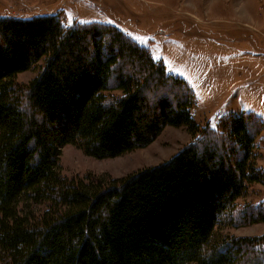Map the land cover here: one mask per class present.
Here are the masks:
<instances>
[{"label":"trees","instance_id":"obj_1","mask_svg":"<svg viewBox=\"0 0 264 264\" xmlns=\"http://www.w3.org/2000/svg\"><path fill=\"white\" fill-rule=\"evenodd\" d=\"M129 40L108 25L0 18V264H264V237L219 235L249 184H264L244 118L222 124L224 139L201 129L192 97L162 95L182 82ZM183 125L202 140L161 165L108 181L62 173L65 146L114 159Z\"/></svg>","mask_w":264,"mask_h":264},{"label":"rangeland","instance_id":"obj_2","mask_svg":"<svg viewBox=\"0 0 264 264\" xmlns=\"http://www.w3.org/2000/svg\"><path fill=\"white\" fill-rule=\"evenodd\" d=\"M4 17H56L68 28L94 23L122 31L182 82L162 95L171 101L192 97L190 111L201 129L224 139L222 124L243 117L254 139L251 168L264 173V0H0ZM43 64L16 81L28 85ZM202 138L188 126H168L148 147L104 160L68 145L60 166L68 178L121 179L169 161ZM44 208L34 206L33 212L39 215ZM226 216L221 237H264V184H249Z\"/></svg>","mask_w":264,"mask_h":264}]
</instances>
